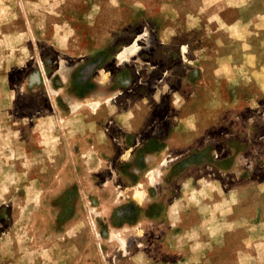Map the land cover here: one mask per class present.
I'll list each match as a JSON object with an SVG mask.
<instances>
[{"label": "rangeland", "instance_id": "1", "mask_svg": "<svg viewBox=\"0 0 264 264\" xmlns=\"http://www.w3.org/2000/svg\"><path fill=\"white\" fill-rule=\"evenodd\" d=\"M0 264H264V0H0Z\"/></svg>", "mask_w": 264, "mask_h": 264}, {"label": "bare ground", "instance_id": "2", "mask_svg": "<svg viewBox=\"0 0 264 264\" xmlns=\"http://www.w3.org/2000/svg\"><path fill=\"white\" fill-rule=\"evenodd\" d=\"M133 49H134V48H133ZM133 49H132V50H133ZM124 55H125V53H124V54L122 53V54H121V57L124 56Z\"/></svg>", "mask_w": 264, "mask_h": 264}]
</instances>
